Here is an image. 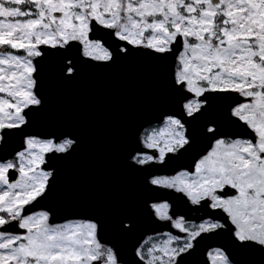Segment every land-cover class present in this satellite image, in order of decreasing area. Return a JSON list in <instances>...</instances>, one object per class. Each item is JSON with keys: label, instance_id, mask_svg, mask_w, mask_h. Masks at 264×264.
<instances>
[{"label": "snow or ice", "instance_id": "1", "mask_svg": "<svg viewBox=\"0 0 264 264\" xmlns=\"http://www.w3.org/2000/svg\"><path fill=\"white\" fill-rule=\"evenodd\" d=\"M136 60L162 99L123 166L153 195L54 222L83 137L44 122L49 69L70 86ZM0 264H264V0H0Z\"/></svg>", "mask_w": 264, "mask_h": 264}, {"label": "water", "instance_id": "2", "mask_svg": "<svg viewBox=\"0 0 264 264\" xmlns=\"http://www.w3.org/2000/svg\"><path fill=\"white\" fill-rule=\"evenodd\" d=\"M48 111L44 122L79 128L83 143L69 162H60L61 177L42 208L56 210L54 222L86 219L94 211L107 213L136 206L150 193L123 166L124 146L135 121L150 115L162 99L155 71L136 60L110 70H85L73 85H64L50 68L45 81ZM219 114V113H218ZM141 230L160 231L141 214ZM109 234L119 238L109 226ZM127 249L130 242L121 241Z\"/></svg>", "mask_w": 264, "mask_h": 264}]
</instances>
